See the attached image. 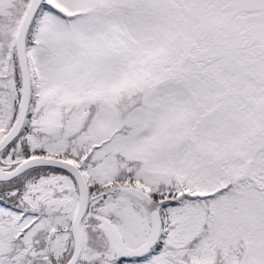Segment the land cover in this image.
Instances as JSON below:
<instances>
[{"label":"snow or ice","instance_id":"snow-or-ice-1","mask_svg":"<svg viewBox=\"0 0 264 264\" xmlns=\"http://www.w3.org/2000/svg\"><path fill=\"white\" fill-rule=\"evenodd\" d=\"M0 264H264V0H0Z\"/></svg>","mask_w":264,"mask_h":264}]
</instances>
